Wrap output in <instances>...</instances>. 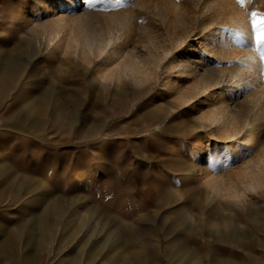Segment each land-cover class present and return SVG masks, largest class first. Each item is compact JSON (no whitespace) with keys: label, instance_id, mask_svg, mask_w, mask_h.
Segmentation results:
<instances>
[{"label":"rangeland","instance_id":"obj_1","mask_svg":"<svg viewBox=\"0 0 264 264\" xmlns=\"http://www.w3.org/2000/svg\"><path fill=\"white\" fill-rule=\"evenodd\" d=\"M229 1L0 0V264H264V124L249 160L206 157L236 120H213L202 74L242 73L237 121L264 113V0Z\"/></svg>","mask_w":264,"mask_h":264},{"label":"bare ground","instance_id":"obj_2","mask_svg":"<svg viewBox=\"0 0 264 264\" xmlns=\"http://www.w3.org/2000/svg\"><path fill=\"white\" fill-rule=\"evenodd\" d=\"M213 1H214L213 7H219V8H226V7L228 8L229 7L231 9L230 11H232L233 13H236V11H237L236 6L233 3H231L229 0H213ZM61 2L62 3L68 2L70 7L74 5L73 6L74 9H76L79 6V4L75 5V2L73 0H61ZM229 8H228V10H229ZM216 31H217L216 28L212 29L209 34L213 35ZM90 39L91 38L89 36H87L85 38L89 50H93L94 48H103L104 49L105 47L112 45L115 42V40L111 37L110 39H104V40L101 39L102 43L99 42V44H100L99 45L98 42H96V40H97L96 38H95L96 39L95 41L90 40ZM98 41H100V40H98ZM252 55H254V54H252ZM252 55L250 54V56H252ZM182 61H184V63L181 65V68L188 69L189 71L188 70L187 71L192 72V73L198 71L200 66H203V63H200L199 61H191L190 57H186L184 60L182 59ZM185 62H186V64H185ZM237 72H230V74H231L230 77H231V79H233L232 81H230L231 80L230 78L228 79V81H226V79L224 78V72H220L218 74H214L211 76H206V75L202 74L201 75L202 78H201L200 88L202 90L204 89L206 91H207V89L211 88L212 91L214 90L213 93L216 95L217 99L219 100V105H217L213 120H220V119L236 120L235 123H232V129H229L226 131V134H227L226 137L228 138L227 140L229 142H231V141L236 139L237 135H240V140L242 139L243 143L248 145V144L252 143L254 140L258 139L259 134L261 133V128H262L261 126L264 124V121L259 122V119L264 118V113H262V112H261V114L258 113L259 115H257L256 117L253 116L254 118L253 117L252 118H244L239 122V120L237 121V118H238L239 114H241L243 112V109L240 105V102L238 101L237 93L233 92L236 88H234V87L229 88L228 91L226 90L224 92L218 91V90H220V89H222L228 85H231V86L239 85L240 81L244 80V76L242 75V73H240V72L237 73ZM229 81H230V84L227 85V83H229ZM251 81H252V79L248 78L247 83H250ZM224 82H226V83H224ZM256 84H255V86H257ZM260 86H261V84H260ZM261 89H263V88H261ZM256 105H258V102H256ZM214 160H215L214 162H217L218 156L214 157ZM188 176L192 177L191 172L188 173ZM243 176L246 178L248 186L251 188V190L256 189L257 187H259L262 184V180H263L262 176L258 175V172L253 168L248 169L244 173Z\"/></svg>","mask_w":264,"mask_h":264},{"label":"snow or ice","instance_id":"obj_3","mask_svg":"<svg viewBox=\"0 0 264 264\" xmlns=\"http://www.w3.org/2000/svg\"><path fill=\"white\" fill-rule=\"evenodd\" d=\"M136 0H79V7L83 8L85 6L95 8L96 4H100L101 8L98 10H118L125 7H133L135 5ZM180 0H177L179 3ZM235 2L240 6H245V0H235ZM79 10V8L77 9ZM250 21H251V29L254 32L255 36V46L256 50L260 52V60L262 65L260 67V72L264 74V49L261 48V45L264 44V13L258 11L250 12ZM230 34L231 40L238 46H243L246 43V40L249 41L250 46V37L246 36L243 30L241 29H225ZM221 37L219 35L215 36V40L219 42ZM212 40H209L211 43ZM200 58L203 57V53L199 54ZM216 63L215 61H212ZM235 86H225L224 88L218 90L219 92H224L229 88H233ZM254 90L252 85H247L242 88L241 94H246L248 91ZM235 150V151H234ZM254 149L249 147L247 144L243 143V140H237L232 142H217L211 146V150L206 153V157L220 156L225 160H231L232 165L235 166L238 163H241L244 160H249V158L253 155ZM251 162V161H250ZM260 163L264 164V157L260 159Z\"/></svg>","mask_w":264,"mask_h":264}]
</instances>
